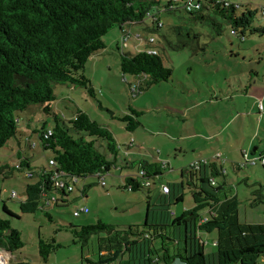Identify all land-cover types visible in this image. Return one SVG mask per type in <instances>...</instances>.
<instances>
[{
	"label": "trees",
	"instance_id": "trees-1",
	"mask_svg": "<svg viewBox=\"0 0 264 264\" xmlns=\"http://www.w3.org/2000/svg\"><path fill=\"white\" fill-rule=\"evenodd\" d=\"M171 2L166 0L161 6L159 0H0V148L17 133V112L33 104L41 105L43 112L53 118L52 127L47 128L43 124L40 129H34L41 146L50 150L52 157L48 159V167L26 173L27 177L35 176L36 181L26 185V198L20 202V210L22 213L43 210L51 198L57 204L58 199L49 197L53 192L60 194L61 203H66L64 197L74 189H68L69 182L76 186L79 180L93 176L98 183V172L104 175L111 166H117L120 170H135L134 174L124 176L122 188L145 192L146 218L142 224H129L124 228L100 219L86 225L70 224L68 230L73 236L72 241L79 243L82 250L88 246L92 236L96 237L97 258H84L89 264H172L176 259L182 264H264V224L240 223L236 195L223 199L219 197V190L228 184L222 166L218 167L209 160L206 163L199 160L198 169L190 164L180 170V175L186 177V185L191 190L194 203L191 208L183 209L179 214L173 213L167 206L171 204L170 197L168 201L160 198L162 207L152 209L149 179L160 177L167 163L129 161L126 158L118 163L121 145L111 130L81 110H77L74 117L66 122L50 105L56 98L55 84L81 86L95 97V89L84 74V68L90 56L105 50L103 36L114 27H118L121 36L126 26L143 24L146 18H150L152 24V27L146 28L158 30L163 25H158L161 21L157 13L161 7L168 13L182 10L187 14L189 23L208 24L217 34L222 32V22L216 17L219 16L230 24L231 32L238 34L242 40L245 34L264 37V25L253 23L257 11L264 19L262 7L258 10L246 9L237 14L240 5L237 7V3L233 2L225 6L203 0L201 9L197 11H186L181 2L170 9ZM155 7L157 11L153 12ZM148 13L157 19L153 20ZM172 31L188 40L196 36L187 24L174 25ZM142 41L145 49L155 47L157 53L146 50L127 52L119 40L116 41L123 79L127 81L126 74L133 75L140 79L141 86L168 81L172 69L163 64L162 45L155 38L153 43H149L148 39ZM184 41L179 40L175 44L167 42L179 49L187 45ZM106 110L112 118L123 122L129 132L140 125L138 117L142 111L131 106L129 113ZM48 130L50 135L47 134ZM126 146L129 149L133 145ZM108 154L112 159L107 157ZM15 155L17 164H0V174L4 177L15 169H30L27 157H23L20 151H16ZM250 155L255 153L250 152ZM49 160L54 164L50 165ZM231 164L235 171L241 169L239 163ZM141 171L142 175L139 174ZM216 176L223 179L219 185ZM74 177L77 178L76 182L72 180ZM60 182L63 186L59 185ZM91 186L83 183L79 188L80 196L86 195ZM183 186L182 181L173 187L178 191ZM168 189L167 193L161 191L169 195L171 187L168 186ZM174 192L175 203L184 201L183 193L176 195ZM252 193L257 197L251 200V205L264 202L262 185ZM3 210L9 216L19 218L5 205ZM44 214L51 219L46 210ZM213 231H216L213 242L215 252L206 254L201 234ZM23 245L20 232L11 227L8 218L0 217V250L11 255ZM59 247L54 238L38 237V253L43 261ZM15 264L28 263L18 261Z\"/></svg>",
	"mask_w": 264,
	"mask_h": 264
},
{
	"label": "rangeland",
	"instance_id": "rangeland-1",
	"mask_svg": "<svg viewBox=\"0 0 264 264\" xmlns=\"http://www.w3.org/2000/svg\"><path fill=\"white\" fill-rule=\"evenodd\" d=\"M159 1L161 6L166 2ZM230 1L240 5L237 14L246 9L258 10L264 7V0ZM152 11H157V8ZM157 15L163 25L156 31L146 28L152 25L150 18H146L143 24L129 26L132 39L124 51L146 50L142 39L155 38L162 45L160 51L164 66L172 69L168 81L143 84L142 93L131 96L128 82L135 78L126 74L127 81L123 79L116 50L120 30L114 27L103 36L105 50L85 64L84 74L95 89V97L81 86L55 84L56 98L50 103L52 110L66 122L74 117L77 110L84 111L91 119L111 130L121 145L118 163L124 158L151 160V157L158 158V162H169L163 167L160 177L149 179L152 209L162 207L159 204L160 198L168 201L170 197L171 204L167 206L178 214L184 208H191L194 204L191 190L186 185V177L180 176V169L207 159L217 162L218 166H224L228 184L219 190V197L223 199L236 195L239 201L238 221L264 224V202L254 206L250 204L257 197L252 192L260 185L264 194V167L259 163L247 164L235 171L230 163L234 161L241 164L245 161L239 150L243 145L246 150L251 144L252 149L258 147L256 156L264 151V110L259 111V103L264 105V37L245 34L242 40L238 34L231 32L230 24L219 16L216 17L222 22V32L217 34L213 26L208 24L189 23L187 14L182 10L175 13L161 10ZM253 23L264 25V19L258 11ZM181 24L192 27L196 33L195 38L188 40L172 31V26ZM136 35L141 38H136ZM179 40H185L187 45L176 49L167 42L175 44ZM254 71L258 72V76ZM246 78L249 80L248 95H244V89L239 84L240 81L245 84ZM253 82L255 85L251 88ZM129 106L142 111L138 117L140 125L133 132H128L124 123L112 118L106 110L129 113ZM17 118L16 135L0 148V164H17L15 152L20 151L23 157L29 159L30 169H15L7 177L0 174V217L10 220L11 227L20 232L24 243L22 248L8 254L9 264L18 261L28 264H89L84 258H97L96 237L92 236L88 246L82 250L79 243L72 241L73 236L68 230L70 224L86 225L100 219L124 228L129 224L144 222L147 214L145 192L122 188L124 176L134 171L120 170L117 166H111L104 174V186L97 183L95 177L88 176L79 180L76 186L73 185V191L64 197L66 203H61L60 194L53 192L49 197L58 199L57 204L51 198L43 210L22 213L19 204L26 198L25 187L36 181L35 176L30 178L26 173L48 167V159L52 157V152L41 146L34 129H40L43 124L47 128L52 127L53 118L43 112L41 105L34 104L17 112ZM178 131L184 137H180ZM194 132L198 134L192 135ZM214 132H220L219 140L208 138ZM131 139L134 147L126 152V145ZM100 151L104 152V149L100 148ZM218 151L222 156L217 157L220 154ZM107 157L112 159L109 154ZM181 180L184 186L179 187L178 191L174 190L173 186ZM215 180L219 185L223 179L216 176ZM161 182L171 187L169 195L161 191ZM83 183L92 186L86 195L80 196L79 188ZM13 191L17 194L14 198L11 197ZM173 192L176 195L178 192L183 193L184 201L175 203ZM3 205L19 215V218L5 213ZM83 206L88 208V212L74 217L73 211ZM44 210L51 215V219L44 214ZM39 236L44 239L54 238L60 244L46 261L38 253ZM202 237L205 253L215 252L213 242L216 231L202 232ZM172 264L182 262L176 259Z\"/></svg>",
	"mask_w": 264,
	"mask_h": 264
},
{
	"label": "built area",
	"instance_id": "built-area-1",
	"mask_svg": "<svg viewBox=\"0 0 264 264\" xmlns=\"http://www.w3.org/2000/svg\"><path fill=\"white\" fill-rule=\"evenodd\" d=\"M213 2H216V3H222L223 5L227 6V5H230L232 4V2L230 0H211ZM178 2H181V6L182 8H184L186 11H197V10H200L201 7H202V4H203V0H172L171 4H169V8L170 9H174L176 8V5ZM238 7V4L236 5ZM161 10H163V7H161L158 11L160 12ZM262 15L264 16V7H262ZM148 16L151 17L153 20L157 19V17L151 13H148ZM159 26H161V22L158 23ZM136 38L140 39V35H136ZM132 39V34L130 33L129 31V26H126L125 29L123 30L120 38H119V43L120 45L123 47V48H126L127 47V43L129 40ZM149 43H153L154 42V38L153 37H150L148 39ZM146 51L148 53H157L158 49L155 48V47H150V48H147ZM129 93L131 96H136L138 94H140L142 92V86H141V82H140V79L138 78H135L134 81L130 82L129 85ZM263 109V106L261 103H259V110L262 111ZM50 130H48L47 134L50 135ZM129 146H132L133 145V140L131 139V141L128 143ZM220 154H217V157H219ZM243 156L245 157V161L243 163L240 164L241 167L249 164V165H255L257 163H259L260 165L264 166V153H259V155H250L248 152H245L243 153ZM200 161L202 162H207V159H201ZM49 164L50 165H53L54 162L52 160H49ZM192 167L194 169H198L199 168V160L196 161V162H193L191 163ZM140 175L143 174V172H139ZM97 176H99V179H98V183L101 185V186H104L105 185V181H104V175H102L100 172L97 173ZM73 182H76L77 181V178L74 177L73 179ZM213 183V182H212ZM146 184H148V182H146ZM60 186H63V183L60 182L59 183ZM68 189L69 190H72L73 189V184L72 182H69L68 183ZM161 190L165 193L168 192V186L167 185H162L161 186ZM16 192L13 191L11 193V197L14 198L16 196ZM88 212V209L86 207H80V208H77L73 211V216L74 217H78L80 216L81 214L83 213H87ZM8 254L7 252L5 251H2L0 250V264H9V261H7L9 259L8 257ZM10 255V254H9Z\"/></svg>",
	"mask_w": 264,
	"mask_h": 264
},
{
	"label": "crops",
	"instance_id": "crops-1",
	"mask_svg": "<svg viewBox=\"0 0 264 264\" xmlns=\"http://www.w3.org/2000/svg\"><path fill=\"white\" fill-rule=\"evenodd\" d=\"M102 51H104V50H102ZM102 51H100V52H98V53H101ZM98 53H96V54H98ZM95 54V55H96ZM95 55H92V56H90L89 57V59L88 60H91ZM87 60V61H88ZM255 72V75H257L258 76V72L257 71H254ZM248 78H246V83L245 84H243V82L242 81H240L239 82V84L241 85V88L243 87V91H244V95H248V91H249V88H248V85H247V83H248ZM252 85H255V82H253V83H251V85H250V87L251 88H253L252 87ZM72 87H74V86H72ZM240 91H242V90H240ZM241 96V95H240ZM263 97H264V92H263V95H262ZM232 98V97H231ZM230 98V99H231ZM261 104H263L262 102H260ZM263 106V109H262V111L264 110V105H262ZM136 110H138V109H136ZM140 111V110H139ZM260 111V110H259ZM261 111V112H262ZM129 132V131H128ZM131 132H133V131H131ZM165 133H167L166 131H164ZM179 132V131H178ZM198 133L197 132H194L192 135H197ZM219 135H220V132H214V133H212V134H210L209 136H208V138H211V139H215V140H219ZM179 136L180 137H184V134L183 133H180L179 132ZM118 143V142H117ZM119 144V143H118ZM120 145V144H119ZM252 146H253V144H251L250 145V148H248V150H246V148H244V145L243 146H241V148L239 149L240 150V152H241V154L243 155V153H245V152H248L249 154H250V152H253V153H256L257 152V150H258V147H256V148H253L252 149ZM121 147V146H120ZM127 147V146H126ZM134 147V144H133V146L132 147H130V148H133ZM129 148V149H130ZM126 152H128V149L126 148ZM262 152H264V151H262ZM218 153H220L219 151H218ZM126 154V153H125ZM220 155L222 156V154L220 153ZM127 159V158H126ZM127 160H129V159H127ZM138 160V159H137ZM129 161H134V160H129ZM146 161H148V162H151V163H153V162H156V163H160V162H158V158H153V157H151V160H146ZM210 161V160H209ZM211 162H215V161H211ZM167 164H169V162H166ZM216 163V165L218 166V163L217 162H215ZM230 163H238V162H234V161H231ZM222 164H223V162H222ZM220 166H222L223 167V169H224V166L223 165H220ZM219 167V166H218ZM183 168V167H182ZM181 168V169H182ZM180 169V170H181ZM225 171V170H224ZM134 172H135V170H134ZM225 173H226V176H227V172L225 171ZM134 174V173H133ZM127 175H132V174H127ZM181 176V175H180ZM182 177V176H181ZM183 180H181L180 182H182ZM184 182V181H183ZM163 184H165L164 182H161V184L160 185H163ZM185 209V208H184ZM173 213H177L176 211H174V210H171ZM202 235V234H201Z\"/></svg>",
	"mask_w": 264,
	"mask_h": 264
},
{
	"label": "water",
	"instance_id": "water-1",
	"mask_svg": "<svg viewBox=\"0 0 264 264\" xmlns=\"http://www.w3.org/2000/svg\"><path fill=\"white\" fill-rule=\"evenodd\" d=\"M8 232H9V230H8Z\"/></svg>",
	"mask_w": 264,
	"mask_h": 264
}]
</instances>
